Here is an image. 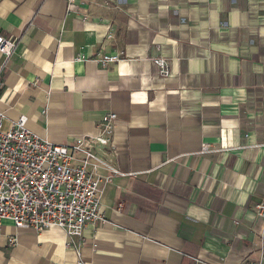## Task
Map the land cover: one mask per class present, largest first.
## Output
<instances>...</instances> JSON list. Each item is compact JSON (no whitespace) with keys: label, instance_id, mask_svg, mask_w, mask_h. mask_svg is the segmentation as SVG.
Returning <instances> with one entry per match:
<instances>
[{"label":"crops","instance_id":"1","mask_svg":"<svg viewBox=\"0 0 264 264\" xmlns=\"http://www.w3.org/2000/svg\"><path fill=\"white\" fill-rule=\"evenodd\" d=\"M0 35L18 43L8 61L0 53L3 130L26 117L66 145L114 113L112 146L95 149L125 173L102 194L106 222L82 240L5 221L0 264L260 258L264 0H0Z\"/></svg>","mask_w":264,"mask_h":264},{"label":"built area","instance_id":"2","mask_svg":"<svg viewBox=\"0 0 264 264\" xmlns=\"http://www.w3.org/2000/svg\"><path fill=\"white\" fill-rule=\"evenodd\" d=\"M17 47V42L0 35V53L7 61ZM123 56L104 55L98 61L113 63ZM153 61L162 77L170 75L163 59ZM4 118L0 113V228L5 221L38 232L58 227L70 242H75L84 238L89 224L106 222L101 211L102 194L115 177L125 173L100 155L95 146H112L117 115L104 117L98 135L66 145L54 144L31 132L26 117L4 131ZM256 210L264 238V196ZM10 243L16 245L17 239ZM249 264H264V252Z\"/></svg>","mask_w":264,"mask_h":264},{"label":"rangeland","instance_id":"3","mask_svg":"<svg viewBox=\"0 0 264 264\" xmlns=\"http://www.w3.org/2000/svg\"><path fill=\"white\" fill-rule=\"evenodd\" d=\"M262 239H263V246H262V249H261V255L264 252V238H263V235H262Z\"/></svg>","mask_w":264,"mask_h":264}]
</instances>
